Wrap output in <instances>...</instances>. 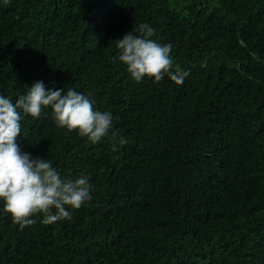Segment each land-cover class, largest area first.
Listing matches in <instances>:
<instances>
[{"label": "trees", "instance_id": "16d2710c", "mask_svg": "<svg viewBox=\"0 0 264 264\" xmlns=\"http://www.w3.org/2000/svg\"><path fill=\"white\" fill-rule=\"evenodd\" d=\"M142 23L182 85L112 62ZM36 81L87 96L126 143L21 111V150L92 198L24 228L0 199V264H264V0H0V95Z\"/></svg>", "mask_w": 264, "mask_h": 264}, {"label": "clouds", "instance_id": "9594fccd", "mask_svg": "<svg viewBox=\"0 0 264 264\" xmlns=\"http://www.w3.org/2000/svg\"><path fill=\"white\" fill-rule=\"evenodd\" d=\"M154 33L155 29L147 23L126 32L115 40L118 53L111 57L112 62H122L137 82L145 77L160 82L167 75L182 85L190 73L178 66L173 71L172 45L158 43L152 39ZM49 106L59 127L78 130L93 144L110 131L114 150L117 144L126 143L119 132L112 130L111 113L94 110V102L72 88L67 91L46 88L43 81H36L15 103L0 95V199L13 222L21 228L33 225L35 220L30 217L35 214H43L41 223L45 225L71 220L69 208L79 209L92 198V185L86 175L75 180L62 178L49 160L22 151L16 142L21 134V111L37 118Z\"/></svg>", "mask_w": 264, "mask_h": 264}]
</instances>
